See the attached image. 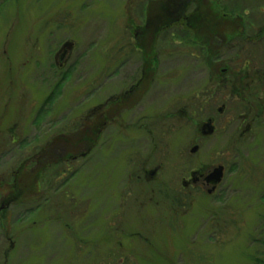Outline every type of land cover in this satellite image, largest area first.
Instances as JSON below:
<instances>
[{"label":"rangeland","instance_id":"obj_1","mask_svg":"<svg viewBox=\"0 0 264 264\" xmlns=\"http://www.w3.org/2000/svg\"><path fill=\"white\" fill-rule=\"evenodd\" d=\"M216 5L246 36L213 22L221 77L193 31ZM261 36L264 0H0V264H264ZM92 115L90 151L36 172ZM219 165L215 195L181 190Z\"/></svg>","mask_w":264,"mask_h":264},{"label":"trees","instance_id":"obj_2","mask_svg":"<svg viewBox=\"0 0 264 264\" xmlns=\"http://www.w3.org/2000/svg\"><path fill=\"white\" fill-rule=\"evenodd\" d=\"M155 2L152 3V6L149 8L148 12L149 14H153V12H155L153 6H155ZM212 9V8H210ZM215 9L213 12L215 14V19L214 21L216 22V26L219 28V26L224 27V22H227L228 19L226 16H220V12H222V9L219 6H215ZM202 11V10H201ZM204 11V8H203ZM214 14L212 16H214ZM213 21V22H214ZM230 21V20H229ZM213 22L211 21L210 24H206L207 22L204 19H200V22L198 23V26L194 27L195 32H200L201 31V41L199 44H197L198 46H200L203 50V55L205 60L208 59L207 61L209 62V66L210 69H214L217 70V66L216 64L212 63V59H214V57H217L218 54H220L221 50H215L212 46V41L215 40V37L212 38L210 37V27L213 26ZM215 26V25H214ZM243 26H240L237 29L234 28H223L222 32H224L225 30V36L224 38H236L239 36H242L243 32L242 30ZM221 31V30H220ZM194 32V34H195ZM222 38V35L220 34ZM244 37H246L243 34ZM223 38V39H224ZM216 41V40H215ZM214 42V41H213ZM219 42H217V46ZM222 46V44H220ZM218 60V58L214 59ZM219 61V60H218ZM217 61V62H218ZM155 77L153 76V78L151 79V81H153ZM148 86V85H147ZM148 93V91L146 92ZM144 94V92H143ZM126 101V100H124ZM99 122V119L97 116H93L89 119L86 120L82 126L79 127L78 130L69 133L68 135H62L59 136L55 139H52L51 141H49L46 146L36 155V157L34 156L33 158L36 159V163L38 168L35 170L36 172H41V174H43L44 172L47 171V169H49L52 166L58 165L60 164L63 160H70L72 157H76V156H80L82 154H85L86 152L90 151V149L93 147V140L89 139V134H92V131L95 129L96 124ZM79 126V125H78ZM83 133H82V132ZM38 158V159H37ZM20 175V174H18ZM17 175V176H18ZM34 176V173H33ZM12 182H10V189L13 192V196L15 197L16 192H22L26 186H29L31 182H33L34 180H31V178H28L27 176H19V177H11ZM40 182V181H39ZM28 197L24 196V199H20V198H16L13 199V201H17V203L21 206V205H25L26 204V200ZM26 199V200H25ZM11 201V200H10ZM17 204V205H18Z\"/></svg>","mask_w":264,"mask_h":264},{"label":"flooded vegetation","instance_id":"obj_3","mask_svg":"<svg viewBox=\"0 0 264 264\" xmlns=\"http://www.w3.org/2000/svg\"><path fill=\"white\" fill-rule=\"evenodd\" d=\"M214 17H211V21L213 22L214 20ZM243 24V23H242ZM243 27H244V25H243ZM240 38H244V36H243V34H242V36H240ZM262 38H264V36H261V39ZM216 41H218V40H220V41H218L219 43L218 44H224L225 42L227 43V44H230V43H233L234 41H236L237 40V38H225V39H215ZM225 41V42H224ZM200 43V42H199ZM198 42H195V44H199ZM67 54H68V51L66 50V51H64V54H62V58H63V60L65 59V57L67 56ZM220 55V54H219ZM219 55H218V57H219ZM221 58L219 57L218 58V60H220ZM218 60H215L216 62L218 61ZM219 62V61H218ZM214 64H215V62H214ZM218 70V69H217ZM217 70H214V69H210V72L213 74V75H215L216 77H221V76H224L225 74L227 75V74H229V69H222V74H224V75H222V74H220L219 75V73H218V71ZM234 75V74H233ZM144 79H145V77H142L139 81H138V83L137 84H133L130 88H129V90H127L126 92H125V94L123 95V97H119L118 99H117V102H122V101H124V100H126L128 103L130 102V103H132L133 105H131L132 107L134 106V105H137V104H139L140 102H142V100L144 99V96H146L145 94H143V92H144ZM223 112V111H222ZM221 113V112H220ZM213 121L212 120H210L209 121V123H207V124H205L204 125V127L202 128V134L204 135V136H209V127L210 128H213L214 130H215V128H214V126H213ZM214 132V131H213ZM212 134V133H211ZM196 147H199V146H196ZM82 155H84V154H82ZM82 155H80V156H82ZM83 157V156H82ZM82 157H79V156H74V157H72L70 160H67V161H65V162H73V161H79ZM218 167H224V177H225V171H226V168H225V166L224 165H219ZM218 167H215V168H213L211 171H209V172H207V173H201V172H195L194 174H193V177H192V183H189V182H185L184 183V185H183V187L181 188V190H183L184 189V191H187V189L188 188H190V189H194L195 191L197 190V189H202V191H206V193H207V196H213V195H215L216 193H217V191H218V188H219V186H220V184L218 185V186H214L210 181H209V177L211 176V174L214 172V170L216 169V168H218ZM223 181H224V178H223ZM222 184V183H221Z\"/></svg>","mask_w":264,"mask_h":264},{"label":"water","instance_id":"obj_4","mask_svg":"<svg viewBox=\"0 0 264 264\" xmlns=\"http://www.w3.org/2000/svg\"><path fill=\"white\" fill-rule=\"evenodd\" d=\"M223 110L221 109L220 112H222ZM209 134L213 133L214 129L209 127ZM199 151V147H194L191 150L192 154H196ZM223 178H224V167H218L214 170V172L211 174V176L209 177V181L214 185V186H218L219 184H221L223 182Z\"/></svg>","mask_w":264,"mask_h":264}]
</instances>
